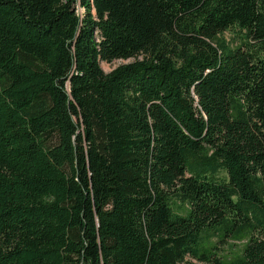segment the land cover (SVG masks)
<instances>
[{
    "label": "trees",
    "instance_id": "16d2710c",
    "mask_svg": "<svg viewBox=\"0 0 264 264\" xmlns=\"http://www.w3.org/2000/svg\"><path fill=\"white\" fill-rule=\"evenodd\" d=\"M0 264H264V0H0Z\"/></svg>",
    "mask_w": 264,
    "mask_h": 264
},
{
    "label": "rangeland",
    "instance_id": "374dc122",
    "mask_svg": "<svg viewBox=\"0 0 264 264\" xmlns=\"http://www.w3.org/2000/svg\"><path fill=\"white\" fill-rule=\"evenodd\" d=\"M131 59H132V57H128V58H125V59H123V58H115V59H112L111 61L99 60V65L101 66V68L104 71H107L110 68H112L113 66H115L116 64L121 63V62H126V61H129Z\"/></svg>",
    "mask_w": 264,
    "mask_h": 264
}]
</instances>
